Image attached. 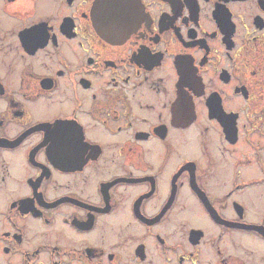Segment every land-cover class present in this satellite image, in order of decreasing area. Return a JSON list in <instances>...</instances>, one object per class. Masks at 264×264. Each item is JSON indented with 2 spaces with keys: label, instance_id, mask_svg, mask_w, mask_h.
<instances>
[{
  "label": "flooded vegetation",
  "instance_id": "flooded-vegetation-1",
  "mask_svg": "<svg viewBox=\"0 0 264 264\" xmlns=\"http://www.w3.org/2000/svg\"><path fill=\"white\" fill-rule=\"evenodd\" d=\"M262 68L264 0H0V264H264Z\"/></svg>",
  "mask_w": 264,
  "mask_h": 264
},
{
  "label": "rangeland",
  "instance_id": "rangeland-1",
  "mask_svg": "<svg viewBox=\"0 0 264 264\" xmlns=\"http://www.w3.org/2000/svg\"><path fill=\"white\" fill-rule=\"evenodd\" d=\"M259 74H262V76H258L257 79H255V84H257V89L260 87V94L261 96L259 97L260 94H257V91H256V94H255V97H256V100H257V103H258V100H260L259 102H261V106L258 104V106H260V109L259 111H264V68H262L260 71H259ZM259 91V89H258ZM258 96V98H257ZM260 98V99H259ZM242 106V105H241ZM223 159H226L225 156L224 157H221Z\"/></svg>",
  "mask_w": 264,
  "mask_h": 264
}]
</instances>
